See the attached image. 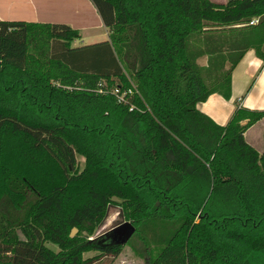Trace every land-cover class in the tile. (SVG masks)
Returning <instances> with one entry per match:
<instances>
[{
	"label": "trees",
	"instance_id": "trees-1",
	"mask_svg": "<svg viewBox=\"0 0 264 264\" xmlns=\"http://www.w3.org/2000/svg\"><path fill=\"white\" fill-rule=\"evenodd\" d=\"M91 1L108 38L81 45L67 23L0 18V202L23 211L0 209V264L117 254L79 233L115 202L147 264H264V146L243 136L264 109L218 124L196 107L229 97L247 48L264 62V0Z\"/></svg>",
	"mask_w": 264,
	"mask_h": 264
},
{
	"label": "crops",
	"instance_id": "crops-1",
	"mask_svg": "<svg viewBox=\"0 0 264 264\" xmlns=\"http://www.w3.org/2000/svg\"><path fill=\"white\" fill-rule=\"evenodd\" d=\"M0 18L67 23L79 30V37H97L91 42L108 38V27L91 0H0ZM236 106L264 109V62L253 48H247L232 67L228 98L211 92L205 100L196 103L199 110L218 124L225 123ZM256 123H260L262 135L264 115L243 131L244 139L250 145L246 134Z\"/></svg>",
	"mask_w": 264,
	"mask_h": 264
},
{
	"label": "rangeland",
	"instance_id": "rangeland-1",
	"mask_svg": "<svg viewBox=\"0 0 264 264\" xmlns=\"http://www.w3.org/2000/svg\"><path fill=\"white\" fill-rule=\"evenodd\" d=\"M216 2H223L225 0H213ZM104 36L99 37V39H102ZM96 38L89 37L87 35H83L81 37H77L72 40V45H81L85 43H90ZM206 61V56L203 55L198 58V62L203 64ZM228 63H225V66H227ZM107 90H113L117 93V96H122L123 91L118 92V90L115 88V84H106ZM260 123H256L249 129V131L246 134V139L254 145L258 150H262L264 146V138L261 135L260 130ZM264 128V127H263ZM264 131V129H263ZM262 131V132H263ZM77 158V167L78 169H81L84 165V156L80 153H76ZM115 198V197H114ZM0 209H3L7 211L8 215L11 218H17L21 215L23 212L22 208H17L10 200H3L0 202ZM125 219V217L121 214V209L119 207V204L112 203V205L108 208L107 214L102 220V222L99 224V226L96 228L95 232L92 234L87 233L86 231H80L79 233L81 235H86L87 237L91 238L93 235L101 234L107 230H109L113 225L119 223ZM129 220V219H126ZM78 230H76L77 232ZM75 232V233H76ZM18 234L22 236V232L18 231ZM50 247L54 248L55 250L58 249V247L55 244H52L50 242L47 243ZM98 254L99 258L95 260L92 264H147V260L153 255V250H150L149 246L136 234H133L132 237L121 246L118 253L115 255L110 254H102L96 249H88L85 250L82 255L83 256H93Z\"/></svg>",
	"mask_w": 264,
	"mask_h": 264
},
{
	"label": "water",
	"instance_id": "water-1",
	"mask_svg": "<svg viewBox=\"0 0 264 264\" xmlns=\"http://www.w3.org/2000/svg\"><path fill=\"white\" fill-rule=\"evenodd\" d=\"M135 229V225L130 220L123 219L119 223L113 225L109 230L103 232V234L110 238L111 243L125 244L132 236ZM76 230L77 227L73 226L70 235H74Z\"/></svg>",
	"mask_w": 264,
	"mask_h": 264
},
{
	"label": "built area",
	"instance_id": "built-area-1",
	"mask_svg": "<svg viewBox=\"0 0 264 264\" xmlns=\"http://www.w3.org/2000/svg\"><path fill=\"white\" fill-rule=\"evenodd\" d=\"M255 20H256V18H254V17H252V18H250V20L248 21L249 23H252V22H255ZM117 89V88H116ZM118 90V89H117ZM124 93V92H123ZM119 98H122L123 97V95L120 97V96H118Z\"/></svg>",
	"mask_w": 264,
	"mask_h": 264
}]
</instances>
